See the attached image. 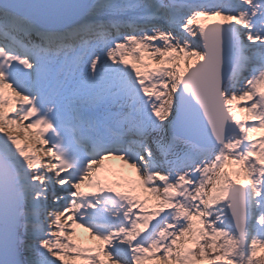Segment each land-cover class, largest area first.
Listing matches in <instances>:
<instances>
[{
    "label": "snow or ice",
    "instance_id": "obj_1",
    "mask_svg": "<svg viewBox=\"0 0 264 264\" xmlns=\"http://www.w3.org/2000/svg\"><path fill=\"white\" fill-rule=\"evenodd\" d=\"M259 250L264 0H0V264Z\"/></svg>",
    "mask_w": 264,
    "mask_h": 264
},
{
    "label": "rangeland",
    "instance_id": "obj_2",
    "mask_svg": "<svg viewBox=\"0 0 264 264\" xmlns=\"http://www.w3.org/2000/svg\"><path fill=\"white\" fill-rule=\"evenodd\" d=\"M182 63V61H181ZM6 112L8 111L7 109L5 110ZM35 131V130H33ZM27 137V133H20V138H21V142L23 143L25 141V138ZM35 138V137H33ZM122 165L120 164L119 161H114V160H109V161H105V172L103 173L104 175H108L110 173H112L114 170H117L119 168H121ZM85 191H87V189H84ZM77 239L76 242L81 244V245H87L89 243L88 241V237L87 234L82 232L81 230L77 229ZM264 255V250H259L257 252V259H259L260 256ZM67 264H83L82 261H68Z\"/></svg>",
    "mask_w": 264,
    "mask_h": 264
},
{
    "label": "bare ground",
    "instance_id": "obj_3",
    "mask_svg": "<svg viewBox=\"0 0 264 264\" xmlns=\"http://www.w3.org/2000/svg\"><path fill=\"white\" fill-rule=\"evenodd\" d=\"M144 62L147 63L149 67H155V65L151 61L147 60V58H145Z\"/></svg>",
    "mask_w": 264,
    "mask_h": 264
},
{
    "label": "trees",
    "instance_id": "obj_4",
    "mask_svg": "<svg viewBox=\"0 0 264 264\" xmlns=\"http://www.w3.org/2000/svg\"><path fill=\"white\" fill-rule=\"evenodd\" d=\"M264 256V255H263ZM257 259V258H256Z\"/></svg>",
    "mask_w": 264,
    "mask_h": 264
}]
</instances>
